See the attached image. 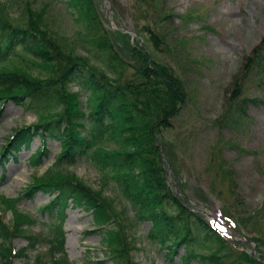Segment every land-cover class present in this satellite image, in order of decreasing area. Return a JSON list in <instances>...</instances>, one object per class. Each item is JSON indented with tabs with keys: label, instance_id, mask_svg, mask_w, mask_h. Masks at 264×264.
<instances>
[{
	"label": "rangeland",
	"instance_id": "rangeland-1",
	"mask_svg": "<svg viewBox=\"0 0 264 264\" xmlns=\"http://www.w3.org/2000/svg\"><path fill=\"white\" fill-rule=\"evenodd\" d=\"M95 1L108 35V50L97 46L92 39L96 30L86 27L70 0H0V14H6L14 23H22L24 17L34 25L41 24L52 36L57 52L86 56L90 63L110 70V75L122 70L132 72L141 64L131 47L136 40L149 53L152 63L165 65L176 78V90L170 89L166 81L160 87L170 92L168 96L174 102L186 100L173 118H161L157 127L167 177L189 207L212 224L213 216L222 226L218 227L224 228L229 238H222L231 247L225 246L223 255L235 258L236 251L247 249L261 260L257 264H264V101L246 105L243 113L238 103L247 93L264 98L262 76L256 78L259 87L252 85L250 91L251 74L245 73L247 79L242 85L245 59L264 34V0ZM122 31L130 34L129 41ZM17 54L5 65L44 76V70L29 55L20 49ZM238 84L241 93L233 99L231 94ZM71 90H77V86L71 85ZM236 116L240 117L238 122ZM36 121L37 114L7 101L0 116V148L14 128ZM164 122L167 127H163ZM39 145L35 137L16 160L9 157L0 162V194L10 200L5 205V219L11 222L17 214L25 213L32 221L26 227L34 232L63 231L66 254L73 264H116L104 253L110 254L101 245L103 229L94 230L89 211L70 203L48 212L42 207L49 202L52 189L24 193L34 173L42 174L59 150V143L51 140L49 156L36 168L31 158ZM103 147L116 145L109 142ZM68 171L109 200L120 222L122 251L131 264H180L184 246L168 256L166 249L148 235L151 222H135L111 174L85 159L77 160ZM26 241L22 235L15 236L11 246L20 248ZM47 243L42 242L43 246ZM208 247L212 250L215 245ZM29 254L32 256L33 251ZM11 261L22 264L17 258ZM190 264L200 263L194 260Z\"/></svg>",
	"mask_w": 264,
	"mask_h": 264
},
{
	"label": "trees",
	"instance_id": "trees-1",
	"mask_svg": "<svg viewBox=\"0 0 264 264\" xmlns=\"http://www.w3.org/2000/svg\"><path fill=\"white\" fill-rule=\"evenodd\" d=\"M70 1L86 27L90 31L96 30L92 39L97 46L106 48L108 35L103 30L96 1ZM23 16L21 13L20 17ZM12 20L6 14H0V115L9 100L24 111L36 113L39 121L14 128L4 144L2 158H8V153L15 158L14 153L22 147L28 148L37 136L42 145L31 159V163L37 165L49 154L48 142L55 140L59 143L54 161L41 176H34V182L25 194L50 188L53 201L46 204L47 210H59L71 203L91 211L94 223L104 228L102 239L110 252L109 257L116 264H131L122 251L120 222L109 200L68 171L75 161L89 160L99 170L112 175L135 218L151 222L148 235L166 249L168 256L173 255L179 246H184L180 264H190L194 260L200 264H257L261 261L247 249L236 251L235 258L223 255L228 243L222 236L229 237L189 207L167 177L163 143L158 140L157 127L165 116L173 118L186 100L182 98L180 103L174 102L168 96L170 92L160 87V83L166 81L170 89L176 90V78L165 65L152 63L149 53L136 40L131 47L137 52L136 58L141 64L132 72L122 70L110 75L107 72L110 70L90 63L86 56L57 52L52 36L41 24L34 25L24 17L20 20L22 23ZM121 35L129 41V35L123 32ZM18 48L44 70L43 77L31 75L21 67L5 65L18 55ZM243 66L242 85L247 79L245 73H248L251 74L248 90L251 91L252 85L259 87L261 83L256 78H264V35L248 54ZM252 70L257 72L250 73ZM73 84L78 90H71ZM239 86L232 91L233 99L240 96ZM247 94L238 100L241 113L246 105L264 101L261 96ZM239 120L240 117L236 116L235 121ZM162 125L167 127L165 122ZM109 142H113L116 148L103 147ZM9 202L0 199L3 205ZM26 223L27 215L17 214L18 226L9 227L0 216V264H11V258L15 256L23 259V264H70L64 258L58 260L54 256L49 262H43L42 255L29 257L28 250L39 248V242L33 237L27 240V247L13 255L10 239ZM111 223L116 225L108 227ZM210 244L215 245L214 249H209ZM48 249L51 256L64 254L61 233L58 239L53 237Z\"/></svg>",
	"mask_w": 264,
	"mask_h": 264
}]
</instances>
